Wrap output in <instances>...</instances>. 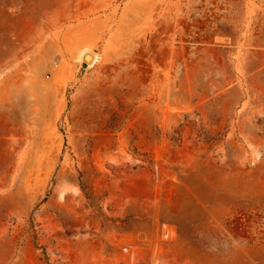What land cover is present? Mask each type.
<instances>
[{
  "label": "rangeland",
  "instance_id": "374dc122",
  "mask_svg": "<svg viewBox=\"0 0 264 264\" xmlns=\"http://www.w3.org/2000/svg\"><path fill=\"white\" fill-rule=\"evenodd\" d=\"M0 264H264V0H0Z\"/></svg>",
  "mask_w": 264,
  "mask_h": 264
},
{
  "label": "bare ground",
  "instance_id": "6f19581e",
  "mask_svg": "<svg viewBox=\"0 0 264 264\" xmlns=\"http://www.w3.org/2000/svg\"><path fill=\"white\" fill-rule=\"evenodd\" d=\"M27 22V21H26ZM78 57L80 59H85L88 61V63H92L96 59L95 53H93L90 46H84L79 50Z\"/></svg>",
  "mask_w": 264,
  "mask_h": 264
}]
</instances>
